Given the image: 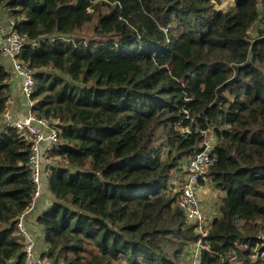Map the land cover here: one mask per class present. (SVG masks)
Returning <instances> with one entry per match:
<instances>
[{
    "label": "trees",
    "instance_id": "16d2710c",
    "mask_svg": "<svg viewBox=\"0 0 264 264\" xmlns=\"http://www.w3.org/2000/svg\"><path fill=\"white\" fill-rule=\"evenodd\" d=\"M113 1L0 0L27 39L38 115L60 129L51 159L65 166L49 164L54 200L37 219L43 258L188 264L199 235L179 184L213 135L209 175L225 196L198 264H264V0ZM10 80L0 69V117ZM30 155L0 125V264H25L17 222L32 205Z\"/></svg>",
    "mask_w": 264,
    "mask_h": 264
},
{
    "label": "built area",
    "instance_id": "2783aa9c",
    "mask_svg": "<svg viewBox=\"0 0 264 264\" xmlns=\"http://www.w3.org/2000/svg\"><path fill=\"white\" fill-rule=\"evenodd\" d=\"M37 44L35 43L34 46ZM26 45L27 39L16 29V21L0 18V69L7 70L2 59H8L10 62V72H8L11 74V88L14 86L19 89L25 111L24 117L19 119L8 107L0 117V125L4 131H16L24 141L31 144L28 165L34 192L31 207L18 218V236L23 244L25 264H47L43 255L37 251L38 234L31 230L28 217L36 202L44 197L46 190H48V164H50L49 160L61 142V135L58 121L39 116L36 110L38 101L34 99L37 91L35 71L30 68L28 62L22 59ZM216 146V138H210L209 135H206L202 149L185 161V174L179 184L177 204L185 221L193 226L195 233L199 235L198 241L194 244L196 258L201 257L205 248L204 240L212 229L213 218L204 212L198 191L211 183L209 173L218 161L215 154ZM53 200L54 197L52 196ZM259 238L263 244L257 245V248L263 246L260 256L264 258V236Z\"/></svg>",
    "mask_w": 264,
    "mask_h": 264
},
{
    "label": "crops",
    "instance_id": "0c3cea01",
    "mask_svg": "<svg viewBox=\"0 0 264 264\" xmlns=\"http://www.w3.org/2000/svg\"><path fill=\"white\" fill-rule=\"evenodd\" d=\"M8 15L7 11L2 9L0 10V18L5 19L4 17ZM8 19V18H7ZM6 19V20H7ZM3 63L5 64L7 71L10 72V62L8 59L3 58L2 59ZM9 109L19 118H23L25 115L24 107H23V102L20 97V91L17 87H12L11 88V97L9 100ZM217 193H221L213 183H210L209 185H206L199 189L198 191V196L202 205V208L204 209V212L213 218V220L218 216L217 215V210L215 207V201L214 197H216ZM222 196V195H221ZM217 199V198H216ZM52 203V196L49 193V190H46V194L44 197L39 199L32 211L29 214V226L33 233H37V251L39 254L43 255L47 251V244L45 241V235L43 232V229L41 226L38 225L37 219L39 216L43 215L45 212H47L50 209ZM218 204V203H216ZM43 253V254H42Z\"/></svg>",
    "mask_w": 264,
    "mask_h": 264
},
{
    "label": "rangeland",
    "instance_id": "374dc122",
    "mask_svg": "<svg viewBox=\"0 0 264 264\" xmlns=\"http://www.w3.org/2000/svg\"><path fill=\"white\" fill-rule=\"evenodd\" d=\"M102 1V2H101ZM98 2H99V4H101V3H107V4H109V3H111V4H115L114 3V1L113 0H98ZM97 2V3H98ZM101 2V3H100ZM233 4V0H221V4H218L217 5V8L218 9H227L228 7H230L231 5ZM5 19H7V18H9L8 17V15H6L5 17H4ZM264 22V21H263ZM261 27H263L264 28V23H261ZM183 132H185L184 130H182ZM188 131V130H187ZM210 136V138H213L214 136L213 135H209ZM54 161V164H55V166L56 165H62V166H65V162H64V160H62L60 157H56L55 156V159H50L49 160V163L51 164L52 162ZM50 166H49V164H48V168H49ZM181 180H182V178H181ZM215 186V185H214ZM178 190V186H177V189H176V191ZM178 192H179V190H178ZM222 195V196H221ZM225 196V194L223 193V192H221V193H217V195H216V197H214L215 199H214V201H215V205L213 206V207H215L216 209H220V205H221V202H222V198ZM217 198V199H216ZM216 203H218V204H216ZM217 215H219V213H218V210H217ZM190 225V224H189ZM42 229H43V232L45 231V229L43 228V227H41ZM262 236H264V235H262ZM47 250H48V248H47ZM184 259L186 260V262L188 263V264H198L199 263V260H200V258H196L195 257V249H194V244H192L189 248H187L186 250H185V253H184ZM46 263L47 264H64L62 261L61 262H59V263H56V262H54V261H51V260H46Z\"/></svg>",
    "mask_w": 264,
    "mask_h": 264
}]
</instances>
